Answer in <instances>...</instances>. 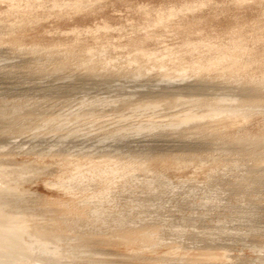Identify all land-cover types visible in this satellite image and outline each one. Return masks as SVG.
I'll return each instance as SVG.
<instances>
[{
    "label": "rangeland",
    "instance_id": "1",
    "mask_svg": "<svg viewBox=\"0 0 264 264\" xmlns=\"http://www.w3.org/2000/svg\"><path fill=\"white\" fill-rule=\"evenodd\" d=\"M0 243L264 264V0H0Z\"/></svg>",
    "mask_w": 264,
    "mask_h": 264
},
{
    "label": "bare ground",
    "instance_id": "2",
    "mask_svg": "<svg viewBox=\"0 0 264 264\" xmlns=\"http://www.w3.org/2000/svg\"><path fill=\"white\" fill-rule=\"evenodd\" d=\"M225 101H226V100H225ZM216 110H217V109H216ZM216 110H215V111H216ZM217 112H218V111H217ZM237 113H238V112H237ZM212 114H213V113H212ZM6 231H7V230H6ZM17 239H18V238H16L15 241H18V242H19V240H17ZM7 240H9V239H7ZM5 241H6V240H5ZM7 243H8V242H7ZM10 243H11V242H10ZM12 243H13V242H12ZM0 244H1V243H0ZM18 245H20V244H18ZM6 246H8V245L6 244ZM6 246H5V247H6ZM12 246H13V245H12ZM2 247H3V246H2ZM5 249H7V248H5ZM21 249H22V248H21ZM19 250H20V249H19ZM3 251H4V247H3ZM6 252H7V251H6ZM13 253H14V252H13ZM10 255H12V254L10 253L9 256H10ZM2 257H3V256H2ZM12 257H13V256H12ZM21 257H22V256H21ZM5 259H6V258H5ZM6 261H7V260H6ZM11 262H12V261H11ZM13 263H14V262H13ZM15 263H16V262H15ZM15 263H14V264H15ZM17 263H18V262H17Z\"/></svg>",
    "mask_w": 264,
    "mask_h": 264
}]
</instances>
